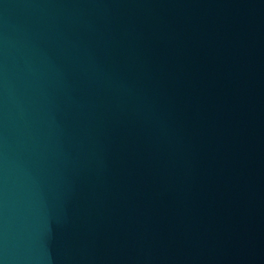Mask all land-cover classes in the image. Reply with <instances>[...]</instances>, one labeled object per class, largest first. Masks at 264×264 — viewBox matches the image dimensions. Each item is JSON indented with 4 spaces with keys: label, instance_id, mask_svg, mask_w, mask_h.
<instances>
[{
    "label": "water",
    "instance_id": "95a60500",
    "mask_svg": "<svg viewBox=\"0 0 264 264\" xmlns=\"http://www.w3.org/2000/svg\"><path fill=\"white\" fill-rule=\"evenodd\" d=\"M0 264H264V0H0Z\"/></svg>",
    "mask_w": 264,
    "mask_h": 264
}]
</instances>
